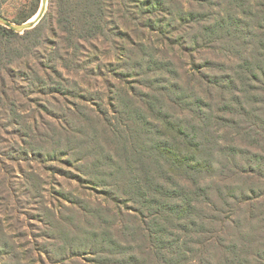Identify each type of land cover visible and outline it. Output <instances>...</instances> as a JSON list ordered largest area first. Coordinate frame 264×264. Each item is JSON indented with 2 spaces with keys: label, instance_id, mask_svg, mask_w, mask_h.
Returning <instances> with one entry per match:
<instances>
[{
  "label": "rangeland",
  "instance_id": "obj_1",
  "mask_svg": "<svg viewBox=\"0 0 264 264\" xmlns=\"http://www.w3.org/2000/svg\"><path fill=\"white\" fill-rule=\"evenodd\" d=\"M244 1L248 4L240 11L233 8L237 10L235 14L240 15L254 31L249 38L252 46H248L249 51H253L264 46V0ZM189 2H192L189 10L202 15L211 10L212 18L229 4V0H204L201 6L199 1ZM237 4L240 5L241 0ZM40 7L41 0H0V14L12 21L21 14L38 11ZM249 9H252L251 18L242 14ZM52 16L48 0L41 18L45 17L41 26L43 36H49L50 28L54 27ZM147 18L151 16L137 21L145 22ZM177 23L175 21L173 24L176 26L166 29V37L163 35L165 30L160 34L153 29H140L139 25L133 30L132 37L136 42L141 41L151 47L150 52L156 59L173 62L172 67L180 82L186 86L195 84L196 95L211 103L212 116H222L219 109H222L220 105L223 107L224 101L220 97V86L229 82L226 77L233 76L235 72L231 67H237L239 63L234 59L228 61L231 57L224 40L207 47L198 46L199 41H193L199 34L195 25L191 22L192 29L186 24L177 29ZM153 24L156 26L158 23L153 21ZM164 24H168V20ZM256 24L263 29L254 27ZM139 30L144 33L138 34ZM116 39L118 42L122 40ZM37 40L32 34L27 39H12L11 45H30ZM49 40L42 46H30L26 53L24 62L34 72L25 67L14 70L15 73L35 75V82H22L19 75L14 78L16 84L24 87L25 96H20L17 91L14 94L9 92L18 103V112L22 115L19 121L10 115L7 104L3 100L0 102V264H101L108 261L111 264H152L158 257L152 256L150 249L143 251L141 246L139 253L138 246L143 239L137 234L128 235V230H125L128 226L136 230L137 225L134 219L136 205L120 193L127 190L128 180L117 173L115 186H110L114 180L108 177L107 169H102L101 180L107 185L101 186L90 181L93 176L81 174H89L92 164L102 160L96 157L102 156L97 155L96 149L110 153L113 149L111 135L103 133L104 124L93 114L105 110L111 115L106 99L107 88L114 84L124 86L117 76L119 73H114L124 72L120 60L121 46L110 41L83 43L76 56H68L62 49L61 54L69 67L62 70L64 77L77 80L80 89L87 91L83 94L69 83L58 93L49 90L48 84L36 82L37 76L43 74L38 67L42 52L48 54L57 47L51 46L53 42ZM38 47L39 54L34 56ZM72 59L78 60L80 67L70 65ZM45 62L48 64L49 60ZM60 64L64 61L56 63V66ZM256 80L259 82L252 81L253 89L246 88L248 93H234L235 98L240 97L244 102V111L237 107L234 95L226 93L225 99L233 100L229 106H232L234 123L218 120L222 128L217 134L220 137L218 143L227 145L233 142L238 154L235 156L236 168L231 164L223 168L224 161L214 164L216 175L207 182H214L210 184L214 191L210 195L216 200L220 212L213 210L216 207H210L208 213L215 220L210 218L206 221L204 227L208 232L199 237L193 235V238L206 240L199 251L210 259L211 264L221 262L227 250L225 245L227 248L234 245L241 259L238 264H264V77L257 72ZM8 83L12 88L11 80ZM236 86L237 90L242 89L239 81H236ZM225 128L229 129L230 135L224 132ZM20 133L26 136L22 139ZM86 135L87 141L82 139ZM224 138L231 140L225 141ZM114 159L116 163H123L122 157ZM219 188L232 194L225 205L220 199ZM93 232L103 233L97 236L95 243L85 237V233ZM89 237L92 240L91 235ZM70 244L74 251L69 249ZM119 246L134 249L121 255L117 253ZM194 248L198 249L196 245ZM132 253L138 256L139 262L125 261Z\"/></svg>",
  "mask_w": 264,
  "mask_h": 264
},
{
  "label": "trees",
  "instance_id": "obj_2",
  "mask_svg": "<svg viewBox=\"0 0 264 264\" xmlns=\"http://www.w3.org/2000/svg\"><path fill=\"white\" fill-rule=\"evenodd\" d=\"M189 1H199V6L204 2ZM189 1L49 0L54 27L50 28V35H46L47 37L43 36L41 27L46 16L35 27L25 30L22 34L0 24V102L3 100L7 104L10 115L15 117L16 121H19L22 115L18 112V103L11 94L17 91L20 96H25V91L24 87L16 84L14 78L17 79L16 75H19L23 79L22 82H35V75L14 71L16 68L25 67L26 70L34 72L31 71L30 65L24 62L30 46L45 45L50 42L49 39L53 42L51 46H57L48 54L42 52L38 67L43 74L37 76L36 82L48 84L49 90L58 93L62 92L65 84L71 83L83 94L87 90L80 89L77 80L64 77L62 70L69 67L61 50L64 49L68 56H76L79 55L78 50L83 43L110 41L121 46L120 60L123 62L121 68L124 72L114 73H119L117 76L122 79L124 86L114 84L107 88L106 99L112 111L111 115L105 110H98L97 114H93L104 124L103 133L112 137V155L108 151L100 149L98 152L96 149L97 155L102 156H95L101 157L102 160L92 164L89 174L80 173L86 177L93 176V180L89 178L90 181L101 186L107 185L101 180L102 169H107L108 177L114 180L110 186H115L117 173L128 180L127 190L120 193L136 205L134 219L137 225L136 230H131L129 226L125 230H128V235L137 234L143 239V245L138 246L139 253L150 249V254L158 257L152 264H211L210 259L199 251V247H202L206 240L198 238L208 232L204 227L206 221L215 218L210 216L208 209L216 207L213 210L220 212L219 206L215 204L216 200L210 195L214 192L210 184L213 185L214 182L209 183L207 180L214 176V164H219L220 161L225 162L223 168L230 164L236 168L235 156L238 154L233 142L227 145L218 143L220 137L217 134L222 131L218 120L234 123L232 106H229L233 100L225 99L227 92L234 95V98L235 92L248 93V90L254 88L252 81L259 82L256 80L257 72L264 77V46L249 51L248 46H252L249 38L253 36L254 31L240 15L235 14L237 10L233 8L237 7L240 11L248 2L241 0L238 5V0H229L227 8L219 9L212 18L211 10L205 15L189 10L192 9V2ZM211 5L217 7L214 3ZM36 13L37 10L30 14H21L13 21L24 22ZM242 14L251 18L252 9L242 11ZM148 16L151 18H147L145 22L137 21ZM165 20H168L166 25ZM153 21L158 24L154 26ZM175 21H178L177 29H180L182 24H186L190 29L191 22L195 25L199 34L194 36L193 41H199L198 46L207 47L224 40L231 57L228 61L232 62L234 59L239 63L237 67H231L235 72L233 76L226 77L225 80L229 82L220 86V97L224 101L223 107L220 105L222 109H219L222 116H212L211 103L196 95L195 84L186 86L180 82L176 70L172 67L173 62L156 59L155 54L150 52L151 47L141 41L136 42L132 37L137 25L140 29H153L162 34L163 30L165 33L167 28L176 26L173 24ZM254 27L263 29L259 24ZM137 33L144 32L139 30ZM164 33L166 37L167 32ZM32 34L38 38L37 42H31L30 45H11L12 39L23 40ZM116 38L122 39L121 42ZM39 51L40 47L36 48L34 56L38 55ZM47 59L48 64L45 62ZM60 61H64V64L56 66ZM70 65L74 68L80 67L75 59L71 60ZM8 80H11L12 88ZM236 81H239L241 90H237ZM106 84L109 82L106 81ZM235 100L237 107L244 111L245 105L240 97ZM18 102L20 105L19 99ZM97 102L96 99L95 103ZM167 105L169 108H166ZM228 130L225 128L224 132L230 135ZM19 136L23 139L26 135L20 133ZM87 137L88 135L83 136L82 139L86 138L87 141ZM87 146L89 148V145ZM117 156L122 157V164L114 161ZM103 165L106 167L102 168ZM219 191L222 204L225 205L232 194L220 188ZM100 234L103 235L101 232L87 235L85 233V237L95 243ZM193 235L198 237L193 238ZM194 245L198 249L194 248ZM71 247L72 244L69 249L73 250ZM119 247L117 253L121 255L130 253L132 249ZM225 247L226 254L219 264H238L241 259L239 253L234 250V245ZM128 256L125 261L139 262L138 256L133 253ZM101 264L111 263L108 261Z\"/></svg>",
  "mask_w": 264,
  "mask_h": 264
},
{
  "label": "water",
  "instance_id": "obj_3",
  "mask_svg": "<svg viewBox=\"0 0 264 264\" xmlns=\"http://www.w3.org/2000/svg\"><path fill=\"white\" fill-rule=\"evenodd\" d=\"M47 2L48 0H41V7L37 11L36 17L33 20H30L31 18H29L28 20L24 22L18 23L0 14V24L7 28L14 30L15 32L23 33L25 30L35 27L37 23L41 20V18L43 17L45 13Z\"/></svg>",
  "mask_w": 264,
  "mask_h": 264
},
{
  "label": "bare ground",
  "instance_id": "obj_4",
  "mask_svg": "<svg viewBox=\"0 0 264 264\" xmlns=\"http://www.w3.org/2000/svg\"><path fill=\"white\" fill-rule=\"evenodd\" d=\"M35 17H36V14L34 16H32L30 20H33Z\"/></svg>",
  "mask_w": 264,
  "mask_h": 264
}]
</instances>
